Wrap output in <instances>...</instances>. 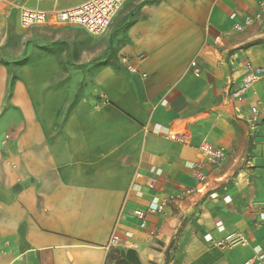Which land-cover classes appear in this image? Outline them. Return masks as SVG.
<instances>
[{"label":"crops","instance_id":"1","mask_svg":"<svg viewBox=\"0 0 264 264\" xmlns=\"http://www.w3.org/2000/svg\"><path fill=\"white\" fill-rule=\"evenodd\" d=\"M262 10L264 0H126L98 36L0 23V53L19 61H0V264H107L113 232L142 264H264V113L251 111L264 78L233 96L246 65H264V23L235 25ZM204 143L223 164L206 162ZM191 187L202 191L177 196ZM170 195L142 228L136 212ZM235 234L248 243H211Z\"/></svg>","mask_w":264,"mask_h":264},{"label":"built area","instance_id":"2","mask_svg":"<svg viewBox=\"0 0 264 264\" xmlns=\"http://www.w3.org/2000/svg\"><path fill=\"white\" fill-rule=\"evenodd\" d=\"M30 0H14V5L18 10V22L21 28L29 29L35 26H42L46 23L65 24L79 26L83 28L88 34L98 36L106 33L115 16L122 10L126 0H89L76 7L69 9H35L27 6ZM47 1V0H42ZM263 6V5H262ZM264 23V11L254 16H246L242 22L235 25L238 31H242L253 24ZM122 65L129 72H136V68L131 64L129 57H123L121 59ZM192 73L199 77L202 73L201 68L197 62L193 61L190 64ZM246 75L242 81L240 88L234 91L233 96L242 98L256 83L264 78V65L255 67L251 63L246 65ZM253 120H256V115L260 112L264 113V101H258V103L252 107ZM169 139L180 144H190L191 135H176L170 134ZM200 152L206 162L211 166H219L223 164L226 159V154L223 149L217 148L210 143H204L200 147ZM202 164H194V177L198 180L204 178L200 169ZM202 190L197 188H184L177 195L180 198H186L196 193H200ZM174 199L173 195L168 196L165 199H155V201L147 207L144 211H137L136 216L141 221L140 226L146 227V217L149 214L163 213L165 207L169 202ZM259 207H264V201L258 204ZM214 247L225 248L236 244H247L248 240L241 234L232 235L224 240H211ZM122 246V238L117 232L111 234L108 247L111 250L118 249ZM132 247H136L132 245Z\"/></svg>","mask_w":264,"mask_h":264},{"label":"rangeland","instance_id":"3","mask_svg":"<svg viewBox=\"0 0 264 264\" xmlns=\"http://www.w3.org/2000/svg\"><path fill=\"white\" fill-rule=\"evenodd\" d=\"M6 4V7L3 6L2 7V10H0V23L1 24H6L7 26L11 27L12 29H15V28H21L19 26V23H18V13L16 10H14V8L12 7L11 4L9 3H5ZM23 29V28H22ZM30 29H33V28H29V29H24V30H30ZM67 30H72V31H75V32H79L80 29H78V27H66ZM83 29V28H82ZM0 34H2V32H0ZM10 34V33H8ZM4 37L3 39H9L11 38V36H6V32H4ZM13 38V37H12ZM20 38L22 39H26L25 36H20ZM27 39H32L31 37L30 38H27ZM34 40V39H33ZM37 45H41V42H36ZM13 60V61H11ZM0 61L1 63H19V61L16 59V56L15 54H10V53H6L5 52V55H1L0 53ZM115 251H119V252H125V251H128V250H133V249H128V250H123V249H114ZM110 264H115V262H111Z\"/></svg>","mask_w":264,"mask_h":264},{"label":"trees","instance_id":"4","mask_svg":"<svg viewBox=\"0 0 264 264\" xmlns=\"http://www.w3.org/2000/svg\"><path fill=\"white\" fill-rule=\"evenodd\" d=\"M115 262V264H142L137 253L134 250L119 252L111 250L108 255V263Z\"/></svg>","mask_w":264,"mask_h":264}]
</instances>
